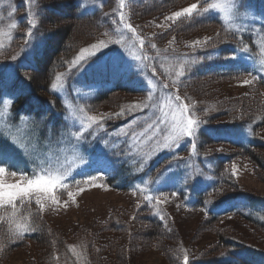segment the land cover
<instances>
[{
	"label": "trees",
	"instance_id": "16d2710c",
	"mask_svg": "<svg viewBox=\"0 0 264 264\" xmlns=\"http://www.w3.org/2000/svg\"><path fill=\"white\" fill-rule=\"evenodd\" d=\"M10 1L15 4L21 3L13 16L18 25L14 29V36L11 41L0 47V62L15 63L17 67L10 78H2L0 92L8 91L10 95L15 97L11 109L12 113L17 115L16 119L23 115L34 118V122L38 124L41 117L46 118L42 124H38L41 131L37 130L36 132L38 139L46 141L49 134L57 135L56 139L60 134H66L67 127L70 125L69 120L64 118L65 106L60 97L50 90V85L56 82L55 77L57 75L65 77L70 74L71 63L80 53V50L91 48V45L96 43L101 36L114 35L116 30L121 25L123 26L120 20L121 15H123L124 22L137 29L135 23L138 19H145L151 24L155 18L167 14L186 0H123V3L121 0H96L99 4L94 9L83 6V0ZM207 5L208 1L205 3V0H198V6L201 8L207 7ZM60 6L67 7L69 12L59 11ZM29 11L36 13L32 18L38 25L30 44L31 47L35 46V51L30 52L26 59L18 58L13 61L11 57L22 52L19 39L26 38ZM56 15L61 16L62 19L59 20ZM67 21L69 23L64 24ZM209 24H214L218 31H224V37L220 38L223 41L220 43V39L216 38L215 41L211 42V44L215 42L213 47L208 46L210 43L194 46L183 44L170 47L162 45L161 39L151 43L144 36L145 43L142 49L145 57L150 56L151 60L145 59L149 70L154 63L157 76L167 85V88L181 97L180 102L189 105L194 116L206 121L204 124L206 128L199 135V140L201 141V150L211 155L215 160L212 185L205 190L198 191L192 202H188L185 194L176 189H164L155 194L140 192V206L134 213L135 218L133 216L129 218L131 222L127 221L126 224L114 217L111 228L100 226L81 234L76 231V235L71 239L68 237L60 238V234L56 235L57 231L45 222L47 221L43 215L45 210L37 212L38 206L34 201L26 206L17 204V212L14 216H12L11 208L0 207V217H2L0 219V264L5 261L4 256H9L16 248L24 247L31 242L47 246L48 241L52 248L51 254L49 253L52 255L49 260L51 264H58V262L59 264H90L89 262L91 264H112V256L106 259L110 251L113 249L115 252L116 248L119 256L124 255L126 257L127 253L131 251L129 243L136 239H139V244L136 243L137 245L134 247L136 250L140 249L138 248L140 246L152 245L158 248L161 245L165 250H168L175 264H183L185 254L189 256L190 264H264V247L255 245L251 242L252 240L238 235H226V232L220 229L219 225L220 222L228 218L236 219L244 222L246 227L261 231L264 234V195L240 187L231 170L234 163L246 159L252 166L256 167L254 170L258 177L264 178V105L260 109L255 108L254 112L249 109L254 106L250 102L244 101V111L239 113L242 115H237L235 112L230 114L229 109H237L242 106V103H236L233 100L235 104L226 107L227 112L209 109L203 110V115H197L201 105L197 101V104L193 105L188 99L196 100L195 97L199 98L200 93L204 95L207 86L200 82L202 78L210 79L208 82H214L217 78L236 81L252 79L253 76L257 77L253 83L264 99V75L248 67L233 66L229 59L224 58L231 57L244 45H248L250 48V44L246 38L237 32L223 29L222 23L212 15L195 17L188 20L185 25L170 29L168 33L174 34L178 39L179 36L192 35L194 33L192 31H197L199 27L209 26ZM126 31L129 35L132 34L131 29H126ZM220 47L222 52L218 56ZM212 48H216L214 53H210ZM207 57H211V59ZM23 61H25V65L20 66ZM224 62L228 63L225 70L222 66ZM181 66H183L184 75L178 76L182 70ZM181 88L182 90L188 88L187 97L179 91ZM193 88L199 89V96L197 91H192ZM209 92L213 96H219L217 89L209 90ZM143 97L144 92L140 90L116 86L110 91L99 93L88 102L82 101V103L87 115H99L118 112L121 109L127 110L129 106L134 105ZM121 98H131L132 101L130 103L128 101L122 102ZM220 110L224 111V109ZM222 114L224 115L221 116ZM226 117L233 122H211L214 119ZM131 118L132 114L126 111L123 117L107 121L105 128L107 130L116 128L120 123ZM148 122L139 120L136 124H132L129 128V136L132 135L133 131L140 133ZM241 127L251 131L248 142H236L224 136L226 132L238 130ZM49 129H51V133ZM88 137L90 135L87 136L86 143H88ZM216 143L224 147V152H207V149ZM0 149L1 151L13 150L8 139L3 136H0ZM176 157L181 158V155H176ZM134 158L137 160L135 169L139 176L145 175L147 171L151 170V178L157 177L169 161L180 160L167 155L153 159L150 163L143 165L142 161L146 159L145 157H139L136 154ZM112 161L114 166L112 176L104 179L103 185L107 188L125 189L117 187L115 178L124 182L136 179L130 161L117 160L116 158H112ZM142 167L143 170L141 171ZM173 193H178V195L174 196ZM161 194L168 199H177L182 210H200L203 212L204 223L209 226L210 231L218 236L215 247L203 249L197 254L192 253L186 240L179 236L176 222L173 221L166 203L156 207H153L156 205L155 200H152V204L146 203L145 197ZM60 197L64 198V194H60ZM157 208L162 209L159 215H157ZM161 215L165 217L164 220L160 219ZM139 221V228L126 235V230H129L128 225L135 223L137 225ZM107 223L108 220L105 224ZM17 224H27L35 231L24 233L21 239L17 232ZM107 233L113 235L106 236ZM144 234L146 235L144 236ZM170 234L173 236L168 237L167 235ZM165 241H169L170 244L165 245ZM207 251L209 252L206 253ZM115 258L117 257L115 256Z\"/></svg>",
	"mask_w": 264,
	"mask_h": 264
},
{
	"label": "rangeland",
	"instance_id": "374dc122",
	"mask_svg": "<svg viewBox=\"0 0 264 264\" xmlns=\"http://www.w3.org/2000/svg\"><path fill=\"white\" fill-rule=\"evenodd\" d=\"M20 1L21 0H17V2ZM94 1L96 4H94L93 1L85 0L84 5L88 9H92L98 5V2L96 0ZM207 1L208 4L217 3L222 6L221 8L212 9L211 15L219 18L223 29L237 32L249 41L251 48H249V52L236 51L231 56L235 57V59H229V61H231L233 65L248 66L257 72L264 73V71H260L261 66L264 65V0H261L262 4L260 7H255L249 4L243 8H241L239 4L234 3V0ZM193 3L198 4V0H186L180 3L167 14L160 18H155L151 24H149L150 21H146L145 19H138L135 23L137 29H135V32L131 31V37L122 26L116 30L114 35L106 34L105 36L99 37L96 43L104 41L108 47L102 48L100 51L88 48L89 52H95V57L84 61L80 65L78 72L71 78L70 86L60 80V84L63 87L59 91V94L65 104L69 105V112H75V114L81 112L80 102L83 99L92 97L98 91L109 88L114 83L122 81L124 83L128 82L142 87L148 92L149 90L153 91L154 101L156 105L160 103L161 109L159 115H157L153 110L155 107L150 106L147 110V118H150L151 115V121H153L158 117H162V114L166 112L168 113L167 119L170 121L172 115L177 113V103L169 96L162 98L160 84L153 76H150L143 70L141 60H137L136 57L140 56L143 58L142 53L139 52V46L141 47L140 40H145V37H147V40L151 43L155 42L157 39H161L162 45L170 47H177L178 45L183 44L194 46L196 45L195 42L197 40H200L201 44L210 43L208 46H215V42L212 44L211 42L215 41L216 38L220 39L224 37V31H218V28L215 27L214 24L199 27V29L197 28V31H192L194 32L192 35L179 36L180 39H177L174 34L168 33L170 29H173L174 27L185 25L188 20L172 22L167 21L165 18L170 16L173 12L188 7ZM6 4L7 8L4 9V13L2 11V5L0 4V45L6 42L4 37L8 35V31L12 24L9 17L13 14L17 5L16 3L14 9H10L9 1H6ZM58 9L61 12H69L68 8L65 6H60ZM56 17L59 20L62 19L59 15H56ZM68 23L69 22L67 21L64 24ZM165 34H168V36H165ZM207 38L212 39L209 41ZM25 39L26 38L24 37L19 39L22 49L24 48ZM118 40L120 43H116ZM222 41L223 39L219 40L220 43ZM246 46L248 47V45ZM215 51L216 48H212L210 53H214ZM221 52L222 49L220 47L218 56L221 55ZM85 55H88V53H85ZM227 65V62L223 63L222 66L224 70ZM10 66L13 65L5 66L0 64V69L7 68L11 73L13 69ZM113 67L119 68L120 71H112L111 69ZM214 70L218 71L216 69ZM200 80L203 85L207 86L206 92L204 95L200 93L201 96L199 98L195 97L196 100L188 98L193 105L197 104V102L201 105L197 115H203V110L209 109L213 111L219 110L220 112H227V109L225 108L233 106L235 104L234 101L236 103H242V106L237 109H229L230 114L235 112L237 115H242L239 113L244 111V101L250 102L251 105L254 106L249 108L254 112L255 108L260 109L262 108V105H264L263 95L260 94L257 86L254 85V83L244 85L242 83L244 79L233 81L232 79L221 80L217 78L214 82H208L210 79L207 78H202ZM149 81H151V84L148 83ZM153 85H155V88H153ZM215 89H217L219 96H213L210 94L209 90L214 91ZM179 91L186 96L188 88L183 90L181 88ZM192 91H197L199 96V89L197 90V88H193ZM8 98V96H5V99ZM143 100L144 99H142V101ZM121 101H128L130 103L132 100L131 98H121ZM12 105L13 102L8 106H5L2 102L0 103V128L7 133V137L10 136L9 141L13 150L20 153L21 157L17 158L15 155L8 154L13 157L21 168L28 170L31 173L32 168L35 167V157L30 156L28 153L32 152L34 149L36 153L40 154V159H43L46 153L41 150L45 145L40 143L37 138L36 132L38 129L35 130L30 127L29 117L23 116L19 120L16 119L17 115L11 112ZM220 109H224V111ZM223 115L224 114L221 116ZM219 121L233 122L228 117L214 119L211 122L218 123ZM79 126V117H75L72 121V125H69L68 130L69 132L77 131L79 130ZM161 127L166 128V125L162 123ZM127 129L128 126L121 127L120 131H115L118 135L108 136L104 141L93 143L87 151H84L81 147H75L72 143H68L65 135H62L65 145L61 146L55 158L50 162L55 169L60 171L61 174L65 176H74L76 181H82L79 189H83V191L76 189L74 191V193H76L74 199L69 198L67 195L65 198L60 197L61 203L57 206L52 207L46 204L44 207L45 213H43V215L48 221L45 222L49 227H52L53 230L57 231L56 235H61L60 238L68 237L71 239V237L73 238L76 235V231L80 234L82 232L87 233V231H92L100 226H108V228H111L114 223V217H117L120 222L126 224L127 221L131 222L129 218H132V216L135 218L134 213L138 209L137 205L140 204L139 193L123 189L107 188L104 185L99 186L98 184L88 185L87 182H84V177L81 174V168L83 167L81 165V157L88 163V168L84 170L88 175L99 176V169L102 166L107 169L103 175L107 174L111 165L109 160L110 157L107 153L115 152L118 156L121 154L120 144L126 139V137L121 135L122 133L127 132ZM110 132H113V130ZM250 132V129L243 128L235 134L234 139H246L248 136L250 137ZM50 138L51 137H49L46 142H48ZM159 139L162 143L164 134H161ZM13 141H16L21 147H17ZM25 141H28V147H23ZM105 141H107V144ZM200 143L201 141L199 140L197 145L198 155L191 156V145L188 143H182L178 148L174 145L171 150H159L155 143L149 146L143 142H133L131 135L126 149L132 153L142 151L141 156H144L145 153H149V155H147L148 157L144 159L143 162L146 160L150 162L152 159L162 157L167 153L188 156L187 160L181 165L176 166L175 164H171L161 171L155 179H143L140 183H135L134 187L148 191H156L166 187L180 189L183 190L187 201L192 202L196 191L200 190L201 187L210 185L214 179L212 172L215 160L211 155H208V153L201 150ZM184 149H187V152H183ZM224 150L225 149L222 145L216 143L213 147L208 148L207 152H224ZM234 164L237 166L236 174L234 176L238 185L250 192L264 195V178L262 176L261 178L258 177L254 170L256 167L254 165L252 166L246 159ZM14 170L15 169H12V171ZM185 175H191L192 177L198 176L199 180L198 182L194 180H188L185 182ZM0 179L5 183H17L20 181V176L19 174L12 176L10 172H6L0 177ZM72 182H74L72 179L67 181L68 185ZM57 195L60 196V194ZM64 201H67V205H65ZM166 205L169 208L173 221L176 222L175 225L178 229L179 236H182V238L186 240L192 253L197 254L203 249H212L215 247L218 236L213 233V231H210L209 226L204 223L203 212L200 210H182L175 198L168 199ZM106 220H108L107 224H105ZM244 224L245 223L241 220H233L230 218L219 223L220 229L224 230L226 235H238L252 240L251 242L255 245L264 247V234L253 228L250 229ZM128 226L129 230H126V235L138 229L140 221L137 225L135 223ZM218 234L220 235V233ZM108 235L113 234L107 233L106 236ZM145 235L146 234H144V236ZM167 236L171 237L173 235L170 234ZM141 237L139 238L141 239ZM259 237H261V240L258 241ZM138 241L139 239H136L129 243L131 251L127 253L126 257L124 255L119 256L120 254L116 252L115 248V252H113L112 249L106 259H109L110 256H112V264H175L169 255L168 250H165L161 245L158 248H155L152 245L145 247L137 246L140 249L136 250L134 247L137 245L136 243L139 244ZM108 244L110 243L108 242ZM168 244H170L169 241H165V245ZM121 245L123 246V244ZM51 250L52 248L49 241L47 246L31 242L24 247L16 248V250L9 256L5 255V261H3V264H51L49 261L52 256L49 255V253L51 254ZM208 252L209 251L206 253ZM114 255L117 258H115ZM89 263L91 264V262Z\"/></svg>",
	"mask_w": 264,
	"mask_h": 264
},
{
	"label": "snow or ice",
	"instance_id": "6c2138e0",
	"mask_svg": "<svg viewBox=\"0 0 264 264\" xmlns=\"http://www.w3.org/2000/svg\"><path fill=\"white\" fill-rule=\"evenodd\" d=\"M123 3V0H121ZM207 3V0H205ZM234 3L239 4L241 8L244 7V0H234ZM222 6L217 3L208 4L207 7L201 8L198 6L197 3H193L188 7H184L181 10L173 12L170 16H167L165 19L167 21L177 22L179 20H191L195 17L200 16H207L211 15L212 9L221 8ZM14 11V10H13ZM29 26L26 32V39L24 48L22 49L21 54L13 55L11 59L16 61L18 58L26 59L29 52L35 51V46L29 47L31 44V39L35 34V29L38 27L37 22L32 18L36 15L29 11ZM107 15V14H106ZM121 22L123 23L124 28L131 29V31L135 32V29L132 27L131 24L126 23L123 21V15L120 17ZM15 27V25H12ZM212 38H207V40H211ZM116 43H120V41H116ZM145 43L144 40H140V44L143 45ZM196 45H200L201 41L197 40L195 42ZM108 45L104 41H99L98 43H94L91 45V48L100 51L102 48H107ZM153 47H155L153 45ZM239 51L242 52H249V48L245 45L244 47L240 48ZM85 53H88L86 56ZM95 57V52H89L88 48H82L80 53L73 59L71 66L69 68V72L71 73L73 70H79L80 65L86 61ZM211 59V57H207ZM225 59H235V57H224ZM137 60H142L140 56L136 57ZM13 69V74L15 72V66H10ZM182 70L178 73V76H183V66H181ZM108 70V69H105ZM112 71H120L119 68L113 67ZM152 71H155V68H152ZM260 71H264V65L261 66ZM2 73H0V84H2ZM135 75V74H133ZM257 79L256 76H253L252 79H244L242 83L244 85H250ZM56 82L51 83L50 90L54 94H58L61 88L63 87L60 84L61 77L57 75L55 77ZM148 83L151 84V81ZM176 83V82H173ZM155 88V85H153ZM165 89H167V85H165ZM6 94L0 92V102H2L5 106L10 105L15 97H9L5 99ZM175 100L178 102L177 104V113L172 115V119L169 121L167 119L168 113L164 112L162 117H158L157 119L153 120L151 123L147 124V127L140 133H136L133 131L132 133V141L136 143L143 142L146 145L151 146L155 143L158 146L159 150H171L175 145L177 148L180 147L182 143H188L191 145L190 147V155L195 156L198 155L197 153V145L199 143V135L202 134L203 127L206 121L196 118L193 113L192 109L189 107L187 103L179 104L181 97L179 95H175ZM156 107V103L154 101V94L152 90H149L146 98L137 103L135 105H131L128 109H121V111L113 112V113H101L99 115H87L84 113L80 120L79 130L74 132H69L66 134V140L68 143H72L75 147H82L84 143L87 142V136L92 135L93 137L96 136V131L101 130L104 131L105 135L109 136H116L118 135L117 132H108L105 128L106 122L119 119L125 115L127 111L129 114L134 113L137 109L147 110L149 107ZM66 108V115L65 120L69 119V115L75 117V112H69V105H65ZM84 112L83 109L80 110ZM46 118L41 117V121L38 124H42ZM34 120V118H33ZM132 124L137 123V119H133L131 121ZM165 124L166 128H162L161 124ZM51 133V129H49ZM166 133V134H165ZM164 134L163 142H160V136ZM127 135V134H125ZM0 136H7V133L0 128ZM10 138V136H8ZM17 147H21V145L17 144L16 141H13ZM107 144V141H105ZM23 147H28V141H25ZM30 156L35 157L34 163L35 167L32 168L31 176L25 173L24 169L19 166V164L13 159V157L6 153L0 152V177H2L6 172H10L12 176H16L19 174L20 181L17 183H5L2 179H0V207L5 209L11 208L12 209V216H14L17 212V204L21 206H26L31 203H34L38 206L37 212L42 211L46 204L55 207L61 203L60 196L57 195L59 192L63 195L64 192H67L69 198L74 199L76 193L72 191H68V183L69 179H72L77 186L81 183V181H76L74 176H65L60 173L58 169H55L50 159L45 157L44 159H40V154L36 153L33 149L32 152L28 153ZM145 155H149V153H145ZM174 159H184L180 157H176L174 155ZM81 174L84 177V182L89 184H94L95 181L99 178L98 176L88 175L85 169L88 168V163L81 157ZM236 165H232V174H236ZM12 169H15L12 171ZM107 169L105 167H101L99 169V176H102ZM143 167L141 168V171ZM185 182L188 180H194L198 182L199 177H192L191 175H185L184 177ZM83 191V189H79ZM172 195H178V193H173ZM163 194L159 196H149L145 197V201L147 204H152V200L156 201L157 205L164 204L167 202L168 198L163 197ZM65 205H67V201H64ZM206 204L208 202H205ZM140 206L139 204L137 205ZM162 211V209L157 208V215ZM2 219V217H0ZM161 220H164V216H160ZM17 232L19 237L22 239L23 234L29 231H35L27 224H17L16 225ZM183 264H190L189 256L187 254L183 257Z\"/></svg>",
	"mask_w": 264,
	"mask_h": 264
}]
</instances>
